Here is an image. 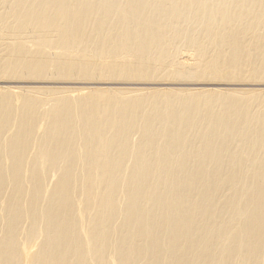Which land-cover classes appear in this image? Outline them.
Here are the masks:
<instances>
[{"label": "bare ground", "instance_id": "1", "mask_svg": "<svg viewBox=\"0 0 264 264\" xmlns=\"http://www.w3.org/2000/svg\"><path fill=\"white\" fill-rule=\"evenodd\" d=\"M0 264H264V0H0Z\"/></svg>", "mask_w": 264, "mask_h": 264}, {"label": "rangeland", "instance_id": "2", "mask_svg": "<svg viewBox=\"0 0 264 264\" xmlns=\"http://www.w3.org/2000/svg\"><path fill=\"white\" fill-rule=\"evenodd\" d=\"M206 85V84H205ZM16 86H18V85H16ZM21 86H24V85H20V86H18V87H21ZM25 86H28V85H25ZM58 87H63V86H58ZM65 87H67V86H65ZM196 87H198V86H192V87H190V88H196ZM261 88L260 86H257V87H253V88ZM223 89H226L227 87H222ZM246 88V87H245ZM249 88V87H248Z\"/></svg>", "mask_w": 264, "mask_h": 264}]
</instances>
